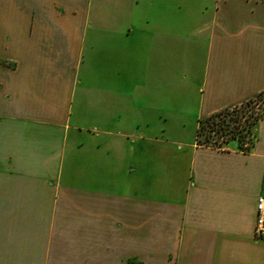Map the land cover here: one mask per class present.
Returning a JSON list of instances; mask_svg holds the SVG:
<instances>
[{"label": "crops", "instance_id": "0c3cea01", "mask_svg": "<svg viewBox=\"0 0 264 264\" xmlns=\"http://www.w3.org/2000/svg\"><path fill=\"white\" fill-rule=\"evenodd\" d=\"M264 0H0V264H264Z\"/></svg>", "mask_w": 264, "mask_h": 264}, {"label": "trees", "instance_id": "16d2710c", "mask_svg": "<svg viewBox=\"0 0 264 264\" xmlns=\"http://www.w3.org/2000/svg\"><path fill=\"white\" fill-rule=\"evenodd\" d=\"M264 117V92L228 108L200 118L195 131V144L220 148L230 140L240 147L250 136L251 127Z\"/></svg>", "mask_w": 264, "mask_h": 264}, {"label": "built area", "instance_id": "2783aa9c", "mask_svg": "<svg viewBox=\"0 0 264 264\" xmlns=\"http://www.w3.org/2000/svg\"><path fill=\"white\" fill-rule=\"evenodd\" d=\"M255 239L264 240V198L258 197L255 203V218L253 224Z\"/></svg>", "mask_w": 264, "mask_h": 264}]
</instances>
